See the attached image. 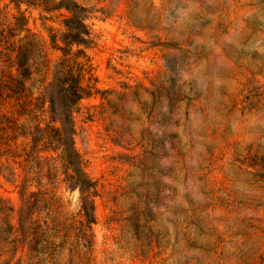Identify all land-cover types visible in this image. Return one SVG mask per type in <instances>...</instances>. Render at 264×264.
I'll list each match as a JSON object with an SVG mask.
<instances>
[{
	"label": "rangeland",
	"instance_id": "obj_1",
	"mask_svg": "<svg viewBox=\"0 0 264 264\" xmlns=\"http://www.w3.org/2000/svg\"><path fill=\"white\" fill-rule=\"evenodd\" d=\"M61 1L0 0V264H264V0H74L68 47ZM64 74L91 226L44 130Z\"/></svg>",
	"mask_w": 264,
	"mask_h": 264
},
{
	"label": "trees",
	"instance_id": "obj_2",
	"mask_svg": "<svg viewBox=\"0 0 264 264\" xmlns=\"http://www.w3.org/2000/svg\"><path fill=\"white\" fill-rule=\"evenodd\" d=\"M16 6H19L25 0H11ZM167 6L178 5L175 0H160ZM131 14L137 19L140 13L137 11V3L131 0ZM205 0H194V14H202L206 7ZM61 8H65L70 12V16L64 20L66 32L63 35V44L65 47L71 45H82L87 42L89 28L86 24V8L81 6L74 0H62L59 3ZM177 45V44H176ZM64 49V48H62ZM25 64V61L19 58L17 71L20 74V68ZM47 91L50 94V125L44 129L54 135V143H57L62 151L63 157L71 171V184L73 188L80 193L81 209L83 216L88 225H93L96 222L94 195L92 190L94 182L88 176L83 168L80 155L75 147L74 136L75 128L73 122V109L77 103L83 98L84 89L79 85L78 80L71 75H61L48 86ZM39 130H41L39 128ZM36 196V194H33ZM25 209L20 210L19 229L26 236L28 229L24 223L22 215L32 207V202L27 201Z\"/></svg>",
	"mask_w": 264,
	"mask_h": 264
}]
</instances>
